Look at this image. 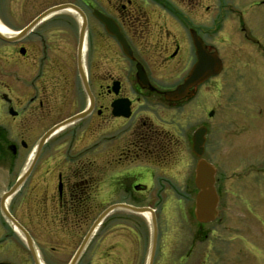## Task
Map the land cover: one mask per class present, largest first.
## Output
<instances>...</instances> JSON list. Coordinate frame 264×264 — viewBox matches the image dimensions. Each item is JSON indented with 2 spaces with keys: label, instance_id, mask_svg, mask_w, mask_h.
<instances>
[{
  "label": "flooded vegetation",
  "instance_id": "flooded-vegetation-1",
  "mask_svg": "<svg viewBox=\"0 0 264 264\" xmlns=\"http://www.w3.org/2000/svg\"><path fill=\"white\" fill-rule=\"evenodd\" d=\"M192 1L196 6L190 9ZM247 2L0 0V23L10 31L5 36L42 16L24 35L0 38V262L264 264V214L254 207L261 200L264 165L236 163L232 151L221 162L209 160V126L202 122V157L215 169L218 214L221 207L238 205L245 214L242 209L253 206L254 217H261L195 219L198 157L191 146L199 126L189 136L184 109L206 80L183 97L170 99L167 93L183 83L196 60L194 33L221 59V70L211 78L222 73L223 63L243 60L247 50L250 63L264 59L262 39L249 28L259 22L249 11L264 0ZM60 4H72L85 17L81 63L80 14H45ZM110 65L119 73L110 74ZM157 105L184 110L181 121L171 112L167 119L159 113L156 123ZM230 132L231 140H239L235 145L247 142L239 128ZM218 149H213L216 157ZM139 194L153 195L154 203L141 205ZM187 195L190 201L193 196L188 207L193 220L171 219L172 196L179 202ZM111 196L123 198L112 201ZM121 203L148 207L149 219L124 207L109 210ZM183 209L178 205V213Z\"/></svg>",
  "mask_w": 264,
  "mask_h": 264
},
{
  "label": "rangeland",
  "instance_id": "rangeland-1",
  "mask_svg": "<svg viewBox=\"0 0 264 264\" xmlns=\"http://www.w3.org/2000/svg\"><path fill=\"white\" fill-rule=\"evenodd\" d=\"M197 1L199 4L202 3L203 5L208 3V0ZM256 1L260 0H248L247 3ZM192 4H194V7L196 6L192 1L189 5L190 9L193 6ZM249 15H252L254 19L258 18L259 20L258 24L254 23V25H250L249 28L254 36H259L262 39L261 44L264 47V5L253 8V10L249 11ZM241 43L243 44L242 48H244V46L247 47L248 45L244 42ZM249 54L251 55L250 51ZM249 54L247 50L244 54H241L244 55L243 60L242 58H235L234 63H223L224 70L222 73L217 77H210L208 80L206 79L203 84L196 87L195 93L190 97L189 102L184 109L189 136L197 126L202 124V122V125H204L205 122L209 126V129L207 130L208 140L205 142V145H207L205 154L208 159L213 162L215 160V162H218L219 160L221 162L223 156L230 155V152L232 151L236 163L241 161L248 162V164L264 165V59H259V63H250ZM126 68L128 67L125 66V69ZM108 69L110 74L119 73L118 69L111 65ZM236 103L240 104L235 107L237 110L232 108ZM184 110L181 113L180 111L173 112L157 105L154 111L155 121L156 123L161 122L159 113L167 116L163 117L167 119L172 112V117H177L180 122L181 114L184 113ZM211 110L213 111V114L208 117ZM183 117L184 116H182V118ZM233 126L239 128V130L243 132L241 136H246L247 142L242 143V145H235L239 140H231L232 138H230L229 134ZM217 138L219 139V142L217 141ZM98 139L99 137L96 140ZM231 142L232 149L230 148ZM214 147L219 148L220 157L213 155ZM188 157L189 162L194 163L195 156H192L190 148H188ZM152 185L153 188L157 185L155 179L152 181ZM258 193V198L261 200H259L257 204H254V207L259 210L262 209V213L264 214V187H261ZM139 195L140 197H138V199L141 205L152 204L155 201L153 195L151 197L143 196L142 194ZM121 198H123V196H111L112 201ZM160 198H162V196H159V200ZM188 198L189 196L187 195V198H185V196L181 197V201L176 202L174 201V196H172L170 202L175 211L168 209L170 212H167L168 215L169 213L171 214V219L193 220L191 210L188 211V209H190L188 208L189 205L192 204L193 196H191V201ZM124 199L129 202L128 196H125ZM227 200H229L228 195H226V201ZM178 205L180 208L183 207L185 209H183L184 213H180V211L178 213ZM254 207L252 206V210H254ZM252 210L249 209L246 211V209L243 208L242 211L245 212V214H243L238 205L237 207L233 206L232 209L230 207H221L217 218L227 220L238 219L242 218V215L245 216L247 213L248 215L245 218L260 219L261 216L259 218L254 217L256 215ZM234 212L239 213H236L237 216H235ZM249 212H251L253 216H251ZM140 217L141 219H146L145 215L141 214ZM262 218H264V216ZM262 225L264 226V224ZM256 236L258 237L257 234ZM1 256H3V250H0V257Z\"/></svg>",
  "mask_w": 264,
  "mask_h": 264
},
{
  "label": "water",
  "instance_id": "water-1",
  "mask_svg": "<svg viewBox=\"0 0 264 264\" xmlns=\"http://www.w3.org/2000/svg\"><path fill=\"white\" fill-rule=\"evenodd\" d=\"M71 9L78 12L81 16V24L79 29V41H78V63L80 62V55L82 50V42L85 32V17L80 12V10L73 6L72 4H61L54 6L45 12H52L58 10ZM38 16L33 21H31L26 27H24L18 34L11 36H5L0 33V38L4 40H12L15 37H20L27 33L39 20ZM100 20L104 21L107 24V18L100 15ZM113 32V30H111ZM193 45L195 48L196 61L190 68L188 75L184 79L183 83L178 85L174 90L168 91V98H179L183 97L187 92L191 93L190 88L194 85H197L207 79L209 76L216 74L221 68V61L216 52H208L202 44L201 39L196 35H192ZM81 71V68H80ZM142 70H139L137 67V75L143 76ZM84 81V78H83ZM212 114L210 111L209 115ZM80 116V115H79ZM57 127H54L50 131L46 132L40 140V143ZM205 127H198L192 134V150L197 156H201L203 153V143H204V134ZM195 174H194V184L197 188L195 195V205H194V215L197 220L208 221L214 219L217 215V202L218 195L215 190L214 182L215 170L213 166L204 158H199L195 165ZM130 210L144 212L146 210L151 211L148 207H133L127 204H118ZM150 220H154L153 215L150 217ZM153 249V245H152ZM153 251V250H152ZM150 261V260H149ZM0 264H9L0 262Z\"/></svg>",
  "mask_w": 264,
  "mask_h": 264
},
{
  "label": "bare ground",
  "instance_id": "bare-ground-1",
  "mask_svg": "<svg viewBox=\"0 0 264 264\" xmlns=\"http://www.w3.org/2000/svg\"><path fill=\"white\" fill-rule=\"evenodd\" d=\"M0 32L4 33V34H8L10 33L9 29L7 27H5L3 24L0 23ZM143 215H145V217L148 216V213L145 212Z\"/></svg>",
  "mask_w": 264,
  "mask_h": 264
}]
</instances>
